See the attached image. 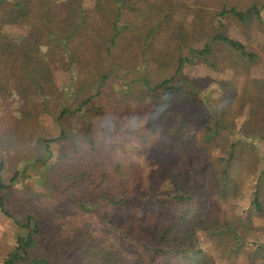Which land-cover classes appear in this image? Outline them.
<instances>
[{"label":"trees","instance_id":"trees-1","mask_svg":"<svg viewBox=\"0 0 264 264\" xmlns=\"http://www.w3.org/2000/svg\"><path fill=\"white\" fill-rule=\"evenodd\" d=\"M2 2L0 27L6 21L27 28L23 33L0 32V56L13 62L15 86L8 93L22 101L19 116L23 123H39L42 115L53 113L49 118L59 133L45 140L47 156L52 155L47 144L57 141L60 145L43 168L41 190L26 188L16 199L24 209L19 217L8 210L5 200L15 196L12 184L19 173L5 183L0 162V213L25 230L15 236L4 264H264V244L247 241L232 219L200 216L195 207L197 195L192 192L197 186L188 184L187 169L165 163L164 176L151 171L132 183L113 156L119 136L112 137L110 147L103 142L96 144L93 138L94 124L86 116V106L106 93L112 65L133 63L117 54L119 40L128 38L129 50L142 46L145 55L154 47L152 39L166 31L163 23L171 22L169 16L149 26L146 33L139 29V34H133L131 19L143 5L139 0ZM6 13L8 20L2 19ZM191 14L189 34L182 29L176 34L169 32L167 46L158 48V56H142L150 59L149 74L132 78L128 82L132 85L123 88L121 96L115 95L114 102L121 110L137 104L143 112L149 111L147 122L139 126V140L131 142L134 150L143 149L154 133L156 137L167 134V152L182 146L185 151L196 149L189 157L193 153L203 156L198 169L218 198L242 197L239 187L247 183L251 190L243 218L252 227L251 217L259 219L264 213V157L253 144L254 140L264 142V80L250 77L259 56L226 33L224 20L240 24L261 21L258 3L253 1L245 8L223 5L216 15L208 11L205 16L200 9H192ZM110 20L114 32L107 37ZM197 34L206 40L202 48L187 44ZM216 41L240 53L246 60L245 69H233L221 80L204 78L198 82L184 76L191 61L182 55L183 49L192 57H207ZM166 53L173 56H163ZM55 67L75 74L66 86L55 84ZM169 68L171 74L164 75ZM77 71H81V78H77ZM242 74L247 77L240 86ZM208 94L214 101L206 107L203 97ZM232 97L238 103L251 102L250 112L238 122H232ZM177 115L179 123L173 129ZM71 119L79 123L71 125ZM123 128L128 127H122L116 118L111 134L119 135ZM158 139L152 146L156 147ZM217 148L223 155L213 154ZM240 171H244V178L238 181ZM166 182L171 184L169 188L156 189ZM27 248L34 249L33 256ZM210 249L217 252L218 260Z\"/></svg>","mask_w":264,"mask_h":264},{"label":"rangeland","instance_id":"rangeland-1","mask_svg":"<svg viewBox=\"0 0 264 264\" xmlns=\"http://www.w3.org/2000/svg\"><path fill=\"white\" fill-rule=\"evenodd\" d=\"M4 1V3L2 2L3 4L12 0ZM253 1H257L258 3L262 18L261 21L263 23L257 20L251 22V24H240L235 20L227 21L225 19L224 21L227 22L226 33L230 37L243 41L248 47L253 48L259 56V61L256 65L252 66L251 76H249L264 80V0H139L143 5L139 8V11L136 12L135 18L131 19L133 34H139V29L145 30L146 33V29L149 26L157 23L159 20L161 21V19L163 20L166 15L169 16L171 21L170 23H163L168 33L164 31L154 37V39H152L154 47L152 49L148 48L145 55H143L142 46H135L132 50H129L131 46L129 39L124 38L119 40L115 47L117 54L126 57L127 60H131L133 63L124 67L122 65H112L114 69L111 71V78L105 90L106 93L92 100L91 105L86 106V116L90 119L91 123L94 124L92 134L96 144L103 142L110 147L112 145L110 141L112 137L116 138V136H119L117 140L118 144L115 149L112 150L114 151L113 156L121 163L129 182H132L138 176L144 178L151 171L155 175L157 174L158 177H162L165 175L162 170L163 165L173 162L174 165H178L182 169H187L190 176L188 184L193 183L197 186L195 189L193 188L192 192L197 195L195 207L200 216L214 218L218 215L219 220H223L224 218L232 219V224L240 228L242 236L246 238L247 241L255 240L257 243L264 244V213L259 219L251 217L253 220L252 227L248 225V221L243 218V212L247 209L246 206L248 205V194L251 190L247 183L243 185L239 184V189L244 193L242 197L240 194L236 200H222L218 198L215 196L216 191L214 187L210 188L206 185L207 183L204 180L205 176L202 171L198 169L201 167L200 163L204 159L203 156H197L196 153H193V157H189L190 155L188 156V154L195 152L196 149L192 151L191 148H189V150L185 151L182 146H179L177 150L171 153L167 152L164 149L169 139L167 134H161L160 137H156L158 134L154 133L152 134V138L145 143L143 149L134 150L131 142L139 140V126L145 125L149 111L145 107H141L146 109V112H143L144 110L142 111L137 104L130 106L125 105L121 110L114 102L115 95L121 96V90L123 88L125 89L128 85H132L128 83L132 78L137 75L149 74L150 59H143L142 56H158V48L161 47V45L167 46L169 32L176 34L179 29H182L184 34H189L187 30L193 25V21H191L193 17L191 14L192 9H200L205 16H207L208 11H212L213 14L216 15L223 5L245 8L250 6ZM112 7L111 4V6H109L111 10L108 8L105 9V11L110 10L112 13ZM4 18L8 20L9 13H6L2 19ZM111 20L107 26V33L105 32L107 37L112 36L114 32ZM207 20L208 19H205L203 23ZM1 23L2 20L0 24ZM3 24L4 25L0 27L1 33H13L15 31L23 33L27 29L24 25L9 24L6 23V21ZM198 35L199 34L193 38V41L190 39L187 44L202 48L206 40ZM184 37L187 38L188 36L185 35ZM183 52L182 55L188 56L191 61L186 65L184 76L194 78L198 82H202L204 78L221 80L227 78L233 69L244 70L246 66V60L240 53L219 41H216L212 45L210 53L205 55L207 57H201L203 55L198 54L192 57L193 55L188 53L187 49H183ZM163 56L173 55L166 53V55ZM12 66L13 62L10 61L8 56H0V162L2 163L1 174L5 183L8 182L9 178L15 172L19 173L17 179L12 184V187L17 190L15 196L13 197L10 195V197L8 196L5 198L9 208L8 210L14 212L15 215L19 217L22 215L24 209L16 199L18 196H22V194L25 193L26 188L35 187L41 190L43 168L57 153L60 145L57 141L47 144L52 154L50 157L47 156L45 140L53 138L59 133L56 123L53 119L49 118H53V113L50 116L42 115L41 118H39V123H23L22 118L19 116L22 101L19 100L14 93H8L14 90L15 86L14 75L11 70ZM80 72H76L77 78L82 77ZM171 72L172 68L163 71L164 75H169ZM72 76H75L73 72L64 71L61 67H55L54 69L55 84L58 87L66 86ZM246 77V75L244 76L242 74L239 83L240 86H242ZM210 79L208 82L211 81ZM136 85H139V81ZM217 93L218 90H214V95ZM111 94H113V96H111ZM203 98L206 107H209L214 101L210 94ZM230 101L232 102L230 108L234 115L232 122L243 120V116H246L248 112H250L251 102L249 100H244L243 103H238L233 97ZM29 107L30 106H24L25 109H29ZM51 108H53V106H51ZM219 109L222 110L221 108ZM198 112L199 110H196L195 114ZM190 117L191 120L194 118L193 115ZM116 118H119L122 127H128L127 129H121L119 135L111 134L110 131V128L112 130V123L115 122ZM178 118L180 119V115L174 117L175 120L171 126L173 129L179 123ZM192 122L195 123V121ZM74 123H79V120L71 119L70 124L72 125ZM191 134L194 135L193 133ZM192 138L194 139L195 137L192 136ZM155 139L159 140L156 147L152 146V141ZM255 141L256 140L253 141V144L257 146L256 149L261 153V156L264 157V142L254 143ZM223 153L224 152H220L218 148L213 151L215 155H223ZM243 173L244 171L238 173V181L244 178ZM262 173L264 174V169ZM141 184H145V181L142 180ZM170 185L171 184L167 182L160 183L156 189L164 190L169 188ZM233 221L235 222L233 223ZM24 231L25 230L19 227L11 218L0 213V264H4V257L12 247L15 236L17 234H24ZM247 247L249 246H246L244 250H246ZM33 251V248H27L30 257L33 256ZM210 254H214L213 256L217 258V252L213 249H210ZM241 262L242 261H239V264H244Z\"/></svg>","mask_w":264,"mask_h":264}]
</instances>
